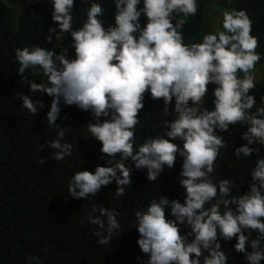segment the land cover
Listing matches in <instances>:
<instances>
[{"label":"clouds","instance_id":"clouds-1","mask_svg":"<svg viewBox=\"0 0 264 264\" xmlns=\"http://www.w3.org/2000/svg\"><path fill=\"white\" fill-rule=\"evenodd\" d=\"M47 2L55 26L48 27L45 42L51 45L55 38L59 51L15 48L17 72L32 94L51 98L46 120L48 128L57 132L48 145L55 150L51 159L64 161L73 154V145L63 142L65 127L57 121L62 104L74 105L93 116L95 122L86 129L100 142L99 151L108 165H97L94 172L76 171L68 183L70 196L87 200L114 182V198L124 197L132 184L133 166L146 169L147 180L156 182L165 167H175L179 156L183 202L160 196L134 213L136 243L147 257L143 264H228L220 241L233 239L235 252L247 264H260L264 157L257 145L264 147V95L257 106L252 90L261 61L260 43L251 34L253 21L247 9L223 11L221 30L205 33L200 42L185 43L186 23L199 11L197 0H111L113 20L107 24L102 19L107 14L104 5L79 0L88 6L78 27L73 23L76 0ZM68 36L71 44L65 46ZM70 48L74 58L69 57ZM26 70L33 76L42 74L43 79L29 80ZM209 85L215 86L212 110L205 106ZM146 94L153 101L162 100V113L173 118L164 121L163 134L137 145L136 126ZM21 100L31 115L45 107L43 99L34 101L22 94ZM67 119L65 114L63 120ZM236 126H246L239 136L246 143L235 147L233 155L256 159L248 190L233 195L234 182L214 180L213 174L226 144L219 133L231 135L230 128ZM39 163L45 160L40 158ZM119 216L114 208L91 209L87 220L96 226L92 235L99 245H109L121 229Z\"/></svg>","mask_w":264,"mask_h":264},{"label":"trees","instance_id":"trees-1","mask_svg":"<svg viewBox=\"0 0 264 264\" xmlns=\"http://www.w3.org/2000/svg\"><path fill=\"white\" fill-rule=\"evenodd\" d=\"M211 1L197 0L199 11L186 23L185 43L200 42L208 33L205 13ZM230 1L233 9H247L253 21L251 34L258 37L260 43L257 52L261 54V61L257 65H264V0ZM96 2L106 8L107 14L102 18L105 23L112 22L114 5L111 0ZM87 6L76 0L74 27L83 23ZM51 13L52 6L47 0H0V264H143L147 257L136 243L139 234L132 223L134 213L145 210L153 199L158 200L160 196L183 202L185 190L178 183L182 158L177 157L174 168L165 167L156 182L147 180L146 169L136 170L133 166L132 184L126 187L124 197L114 198V182L108 187L102 186L95 197L87 200L70 196L68 183L76 171L94 172L97 165L108 166L107 158L99 151L100 142L86 129L88 123L95 122L94 118L90 111L62 104L57 123L65 127L63 142L73 145V154L64 161L52 160L55 150L48 145L57 138V132L55 128H48L46 120L51 98L29 91V86L21 82L17 72L19 65L14 59V49L25 46L59 51L61 45L55 38L51 45L45 42L48 27L55 26ZM70 44L68 36L65 46ZM69 57L74 58L71 48ZM25 75L37 83L43 79L42 74L31 75V70H26ZM214 87L209 85L206 97L205 106L209 110L214 108ZM22 94L34 101L43 99L45 107L36 115L28 114L22 108ZM252 94L260 106L264 76L256 82ZM144 105L139 114L140 123L136 126L137 145L146 138L163 134L164 121L173 118L162 113V100L153 101L146 94ZM65 114L68 116L66 121L63 120ZM244 131L246 126H236L230 128L231 135L219 133L226 144L220 150L213 178H230L235 185L233 195L248 190L250 171L255 166V155L240 159L233 155L235 147L246 143L239 138ZM174 142L182 144L179 140ZM42 145L43 151L40 150ZM257 146L261 148L260 156L264 157V147ZM40 158L45 160L44 164L39 163ZM94 206L120 212L118 220L122 227L107 246L97 243L92 235L96 226L87 220ZM166 212L171 218L170 208ZM95 215L98 216L99 212ZM252 235L255 237L256 233ZM220 243L228 256V264H247L243 255L234 250L235 239L221 240ZM260 264H264V260Z\"/></svg>","mask_w":264,"mask_h":264},{"label":"rangeland","instance_id":"rangeland-1","mask_svg":"<svg viewBox=\"0 0 264 264\" xmlns=\"http://www.w3.org/2000/svg\"><path fill=\"white\" fill-rule=\"evenodd\" d=\"M233 10L230 0H212L207 7L205 18L208 32H213L221 27L222 13L225 10ZM264 76V65L256 66V82Z\"/></svg>","mask_w":264,"mask_h":264}]
</instances>
